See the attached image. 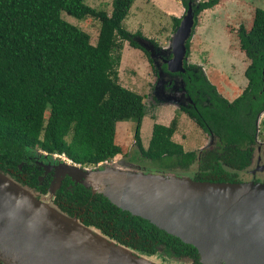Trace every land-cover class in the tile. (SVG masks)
<instances>
[{"label":"trees","instance_id":"obj_1","mask_svg":"<svg viewBox=\"0 0 264 264\" xmlns=\"http://www.w3.org/2000/svg\"><path fill=\"white\" fill-rule=\"evenodd\" d=\"M134 1L114 0L109 13L85 0H0V170L39 195L48 193L53 180L49 175L40 178L44 176L38 160L45 156L65 154L82 166H96L126 153L117 141V123L122 120L136 121L134 134L142 157L161 161L171 172L191 171L197 180L240 181V171L250 162V145L259 134L264 137V118L257 124L264 111V9L257 8L251 27L241 24L237 31L250 63L244 71L246 86L233 100L219 92L200 64L188 61L192 36L187 41L186 71L179 75L185 78L196 107L183 109L215 142L186 150L174 139L178 130L174 117L170 124L154 123L144 147L145 96L124 86L119 71L126 41L143 49L153 64L150 52L135 39L142 37L141 32L123 25ZM220 1L181 0L186 9L191 2L195 11L193 33L200 13ZM63 12L99 19L97 42L64 19ZM182 18L173 16L175 31ZM153 68L157 73L154 64ZM54 202L63 212L77 215L85 225L140 254L159 252L203 264L193 244L69 176L57 189Z\"/></svg>","mask_w":264,"mask_h":264},{"label":"water","instance_id":"obj_2","mask_svg":"<svg viewBox=\"0 0 264 264\" xmlns=\"http://www.w3.org/2000/svg\"><path fill=\"white\" fill-rule=\"evenodd\" d=\"M194 26L190 2L165 59L170 72L186 71L187 41ZM138 38L146 39L135 37L154 61L153 55H159L156 48ZM158 75L162 81V70ZM44 166L51 167L54 174L48 193L43 195L0 170L3 264H159L85 225L77 215L63 212L54 198L67 176L193 244L203 264H264L263 182L197 180L117 163H107L104 168L67 161Z\"/></svg>","mask_w":264,"mask_h":264},{"label":"rangeland","instance_id":"obj_3","mask_svg":"<svg viewBox=\"0 0 264 264\" xmlns=\"http://www.w3.org/2000/svg\"><path fill=\"white\" fill-rule=\"evenodd\" d=\"M113 1L85 0L88 5L96 9L106 10L109 13L113 9ZM257 8L264 9V0H221L213 8L200 13L199 22L192 35V47L188 61L200 64L210 82L216 85L219 92L230 100L235 99L243 92L247 83L244 71L250 63L245 52L240 48L237 31L241 24L248 28L251 27ZM174 12L182 17L185 15L186 8L181 0H135L129 14L123 21L127 30L141 32L142 37L146 40L138 38L140 42L151 49L153 46L156 48L155 50L159 55H153L155 61L153 64L158 73L159 70H162L165 79L171 75L164 71L160 57L164 55L168 58L171 51L172 38L175 34L173 16H177ZM62 17L87 31L91 35L92 42H97L101 25L99 19L92 16L79 19L66 12L62 13ZM168 47L169 49H167ZM153 64L143 49L132 46L128 41L124 43L119 66L120 81L124 86L144 95L148 107V113L143 119L141 129L144 147L147 148L149 145L154 123L170 124L174 117L178 118V130L174 139L182 143L186 150H198L207 144H212L210 142L212 135L198 126L186 112L177 109V105L174 106L172 102H168V99L163 98L169 96V92H163L162 88L161 97L163 100H159V103L154 101V96L156 97L154 84L159 79ZM178 78L182 79V76H178ZM161 103L164 104L161 105ZM262 117L264 118V113H262L261 119H263ZM135 128L136 121L133 119L122 120L117 123V141L124 146L126 153L118 154L112 161H109V164L117 163L123 167L133 165V167H140L145 172L172 171L166 168L161 161H153L140 155L134 134ZM261 130L264 135V126ZM53 158L57 164L63 161L74 163L55 154ZM122 158L130 160L136 165L130 163L125 165L122 163ZM98 166L105 167L102 164ZM192 168L196 169V166L194 165ZM173 171L179 172L176 174L181 176L191 177L193 175L191 171ZM244 171H240L242 181H255L252 180L250 173ZM148 257L159 264L189 263L186 260L180 262L178 259L162 255Z\"/></svg>","mask_w":264,"mask_h":264},{"label":"flooded vegetation","instance_id":"obj_4","mask_svg":"<svg viewBox=\"0 0 264 264\" xmlns=\"http://www.w3.org/2000/svg\"><path fill=\"white\" fill-rule=\"evenodd\" d=\"M162 59L163 62V69L164 71L168 72L171 76L167 77L166 79L163 78L162 81H158L155 85V87L157 86V89L155 88L156 92L154 96V101H157L158 103L160 102L159 100H163L164 99H168V102H172L174 104V106L177 105V109H180L181 111H184V107H196V103L193 99V96H191L190 94H188L187 91V82L185 80V78L182 77L178 78L180 72H170L168 67H167V63L165 62V59H167L166 57H164V55H162L160 57ZM164 63H166V69L164 68ZM157 77L159 79V75H158V71H157ZM180 79V80H179ZM163 88V89H162ZM161 89L163 90V92H169V96H167L165 98V96L162 98L161 95ZM172 100V101H170ZM167 103V102H165ZM164 103H161V105H163ZM262 136V135H261ZM260 134L258 135V137L256 138V140L254 141V143H252L250 145L251 148V155H250V162L249 165L244 169L245 173H250L252 176V180L255 181H263L264 182V176H262V174L264 173V137H261ZM212 144L215 142L214 137H211V141ZM209 142V143H210ZM125 159V158H124ZM122 158V163L123 164H135L134 162L125 159L124 160ZM113 160V159H112ZM111 160V161H112ZM110 160L103 162L102 166H106L107 163H109ZM57 164V161L54 160V158H48V156H45L44 159L42 160H38V167L40 169H42L43 171V176L44 178L46 176H51L53 178V174H54V170L50 167H45L42 166L44 164ZM98 166V165H96ZM136 167V166H135ZM179 175V174H178ZM191 177L194 178V175H192ZM51 178V179H52ZM242 181V180H240ZM156 255H162V256H166V257H171V258H175L178 259L180 262L181 261H188L189 263L187 264H192V260L188 259L187 257H183V258H177V257H172V256H167L163 253H155V254H151L148 256H156ZM1 262V261H0Z\"/></svg>","mask_w":264,"mask_h":264},{"label":"built area","instance_id":"obj_5","mask_svg":"<svg viewBox=\"0 0 264 264\" xmlns=\"http://www.w3.org/2000/svg\"><path fill=\"white\" fill-rule=\"evenodd\" d=\"M55 155L58 156V157H62V156H63L64 159H67L68 161L74 162L72 159L68 158L65 154H58V153H56ZM106 161H108V160H105V161L99 162L98 165L103 164V162H106ZM74 163H75V162H74Z\"/></svg>","mask_w":264,"mask_h":264},{"label":"crops","instance_id":"obj_6","mask_svg":"<svg viewBox=\"0 0 264 264\" xmlns=\"http://www.w3.org/2000/svg\"><path fill=\"white\" fill-rule=\"evenodd\" d=\"M175 13V15H177V16H179V14L177 13V12H174ZM180 17V16H179ZM175 136V135H174Z\"/></svg>","mask_w":264,"mask_h":264},{"label":"clouds","instance_id":"obj_7","mask_svg":"<svg viewBox=\"0 0 264 264\" xmlns=\"http://www.w3.org/2000/svg\"><path fill=\"white\" fill-rule=\"evenodd\" d=\"M77 164H79V163H77Z\"/></svg>","mask_w":264,"mask_h":264}]
</instances>
